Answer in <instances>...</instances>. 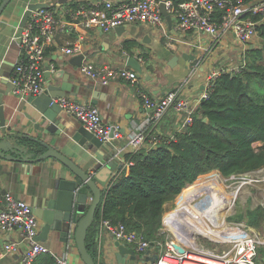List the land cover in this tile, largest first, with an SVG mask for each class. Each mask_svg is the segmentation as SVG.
Returning a JSON list of instances; mask_svg holds the SVG:
<instances>
[{
    "label": "crops",
    "instance_id": "crops-1",
    "mask_svg": "<svg viewBox=\"0 0 264 264\" xmlns=\"http://www.w3.org/2000/svg\"><path fill=\"white\" fill-rule=\"evenodd\" d=\"M95 1L97 0H66L65 2L9 0L0 14V93L6 124L15 125L13 128L16 131L27 132L29 135L48 141L51 146L86 170H92L99 164L98 157L107 162L113 161L115 169L111 171L107 183L104 187L98 184L104 189L113 175L127 166L125 155L133 150L129 144L131 134L142 128L146 130L148 126L146 121L150 111L143 106L139 91L159 97L181 85L183 94L196 101L205 90L208 77L213 71L239 70L244 61L246 48L263 47L264 53V39L258 34L245 43L230 31L217 36L193 29L182 31L176 28V18L172 15L169 21L164 16L163 27L147 22H130L108 31L96 27L83 29L78 25L69 29L68 23L65 24L71 19L69 10L78 2ZM112 1L120 3L124 0ZM244 1L246 5H253L264 0ZM30 2L52 6L56 17L63 22L56 30L53 41L45 46V59L42 63L44 89L39 95L44 94L50 84L56 86L67 84L66 93L62 96H72L89 102L93 100L94 102L91 103L98 107L102 120L119 127L121 135L111 140L115 150L97 149L96 154L95 147H90L87 140L83 142L81 139L80 142L79 138H75V133L83 125L59 106L57 117L64 125L60 133L52 136L33 128L31 118L36 117L38 120L42 112L33 103V96L21 99L13 93L10 81L20 55V39L16 36V32L22 14ZM261 19L264 21V17ZM80 36L83 44L80 52L66 53L61 49ZM83 60L95 66L125 67L135 71L136 77L134 79L121 77L102 83L91 79L80 70ZM52 65L55 66V70L51 69ZM137 65L141 67L140 70ZM57 70L61 72L58 76L55 74ZM6 88H8L7 93ZM181 118V113L169 111L156 126H153L155 132L172 133L173 130L180 128ZM23 124L26 127H23ZM3 131L4 127L0 126V132ZM102 166L104 164H101ZM64 168L65 166L54 158L29 164L16 159L0 158V185L3 191L13 193L32 206L44 194L56 193ZM90 200L91 193L86 208ZM172 202H166L165 208ZM260 204L264 206L263 202ZM38 220L37 236L42 225V221L39 218ZM262 221L264 223V217ZM98 222L90 240L100 264H143L159 252V248L154 244H150L144 253H139L131 243L119 241L125 246V251L121 252L117 244L118 240L108 232L100 231ZM251 226L254 228L257 225ZM8 241L19 242V251L4 254L3 245ZM40 241L48 246L53 256L67 253L71 264H84L73 240H70L69 247H65L64 242L56 234L49 232L47 238ZM25 245L26 241L19 229L8 231L0 229V264H20V254ZM127 247L135 251L130 252ZM256 260L259 264H264V244L259 246Z\"/></svg>",
    "mask_w": 264,
    "mask_h": 264
},
{
    "label": "built area",
    "instance_id": "built-area-1",
    "mask_svg": "<svg viewBox=\"0 0 264 264\" xmlns=\"http://www.w3.org/2000/svg\"><path fill=\"white\" fill-rule=\"evenodd\" d=\"M164 9L176 18V28L182 31L198 30L217 36L230 31L241 42H248L258 35L257 23L253 15L264 17V1L246 5L244 0H124L114 3L112 0L78 2L70 10L68 28L75 25L83 29L90 27L108 31L130 22H147L164 26ZM61 22L55 15L54 8L46 5L30 11L20 35V55L10 79L12 91L21 99L37 95L44 89L42 63L45 59V46L54 39V34ZM63 23V22H62ZM63 25V24H62ZM83 47L81 36L71 44L62 46L66 53L80 52ZM55 70V66H51ZM80 70L93 80L107 83L112 79H134L136 73L125 67L114 68L109 65L95 66L87 60L80 64ZM219 72L213 71L207 80L206 88L196 101L187 97L178 85L159 97L139 91L142 104L150 113L146 123L156 126L165 114L175 111L182 114L180 128L192 120L200 100L207 96L211 80ZM53 101L65 112L77 118L86 130L101 141H111L121 135L118 125L102 120L98 107L76 97L59 96ZM151 127V128H152ZM151 130V129H150ZM149 130V131H150ZM147 130L139 129L131 134L129 144L136 150L141 146L153 145L160 139L150 137ZM129 162L126 161V164ZM217 170V169H215ZM251 170L230 176L218 173L204 175L193 181V189L186 190V185L176 195L169 209L165 208L160 232L164 238L153 242L159 252L154 258L143 264H256L259 246L264 244V232L256 231L245 220L230 219V211L235 203L240 186L258 180ZM202 175V174H200ZM199 175V176H200ZM215 177L212 184L199 181ZM234 178L237 185L228 188L224 180ZM39 220L31 206L9 191H3L0 185V229L8 231L19 229L26 241L20 254V264H32L43 253H50L48 246L37 239ZM98 229L104 230L115 239L131 243L139 253H144L151 242L140 232L128 229L123 222L100 219ZM213 245L224 244L216 249ZM19 251V242L8 241L3 245V253ZM55 264H71L67 253L54 255Z\"/></svg>",
    "mask_w": 264,
    "mask_h": 264
},
{
    "label": "trees",
    "instance_id": "trees-1",
    "mask_svg": "<svg viewBox=\"0 0 264 264\" xmlns=\"http://www.w3.org/2000/svg\"><path fill=\"white\" fill-rule=\"evenodd\" d=\"M252 17L258 20L257 30L264 39V21L257 14ZM243 60L239 70L220 71L211 80L207 96L184 128L158 134L151 124L146 127V143L152 136L160 140L126 153V168L102 190L96 225L100 219L120 221L150 242L162 240L165 203L200 174L217 169L227 177L264 166L263 47L246 48ZM263 217L261 204L245 214L246 222L254 226ZM95 229L88 228L85 242L100 264L90 240ZM32 264H55V258L43 253Z\"/></svg>",
    "mask_w": 264,
    "mask_h": 264
},
{
    "label": "water",
    "instance_id": "water-1",
    "mask_svg": "<svg viewBox=\"0 0 264 264\" xmlns=\"http://www.w3.org/2000/svg\"><path fill=\"white\" fill-rule=\"evenodd\" d=\"M58 1L65 2L66 0ZM8 2L9 0H2L0 2V14ZM46 5V3H28L16 32L18 38L30 11ZM161 11L169 21L171 15L164 9L163 3L161 4ZM137 68L141 69L139 65H137ZM60 73L57 70L55 74L58 76ZM67 88V84L61 86L50 84L44 94L33 96V103L42 112L38 120L36 117L31 118L34 129L37 128L39 131L49 133L52 136L60 133L64 125L59 117H57L56 112L59 107L53 99L64 95ZM5 92H8V88H6ZM91 102L94 101L92 100ZM1 104L2 98L0 93V126L4 127V131L0 132L1 159H16L29 164L47 158H54L65 166L56 193L44 194L39 198L37 203L31 206L33 212L42 221L37 238L39 240L46 239L49 232H51L64 242L65 247H69L70 240H73L84 264H99L88 251L85 239L88 228L90 226L97 227L95 212L103 190L98 184L103 185V187L105 186L111 175V171L115 169V166H113L114 162H107L98 157L99 164L94 166L92 170L79 167L70 158L59 152L57 148L51 146L48 141L29 135L27 132H18L13 128L15 125L6 124ZM45 120H48V122H45ZM23 127H26V125L23 124ZM75 138H79L80 142L81 139L83 142L87 140L90 147H95L96 154L98 153L97 149L110 150L111 148L115 150L111 141H101L93 133L86 130L84 126L77 129ZM101 164H104V166L101 167ZM89 193H91V200L86 208ZM117 244L119 250L124 252L125 246L119 243V240ZM127 249L130 252L135 251L133 248L127 247Z\"/></svg>",
    "mask_w": 264,
    "mask_h": 264
},
{
    "label": "rangeland",
    "instance_id": "rangeland-1",
    "mask_svg": "<svg viewBox=\"0 0 264 264\" xmlns=\"http://www.w3.org/2000/svg\"><path fill=\"white\" fill-rule=\"evenodd\" d=\"M218 173L217 170H211L207 174H214ZM255 176H257L258 180H256L253 183H247L240 186L238 190V194L235 200V203L230 211V219L233 220H242L245 218L246 211L249 209H253L256 207L260 202L264 203V166L261 167L259 171L254 172ZM206 174H202L198 176L195 181L200 180ZM223 178V175H220ZM194 181V182H195ZM224 184L228 186V188L235 187L237 185L236 179L230 178L227 180H224ZM170 206H167L166 209H169ZM243 215V216H242ZM249 224V223H248ZM254 229L260 233L264 232V223H260L258 226L254 227ZM211 247H216V249H221L225 247L224 244H217L213 245L212 243H208ZM258 261L256 260V264ZM259 264V263H258Z\"/></svg>",
    "mask_w": 264,
    "mask_h": 264
},
{
    "label": "bare ground",
    "instance_id": "bare-ground-1",
    "mask_svg": "<svg viewBox=\"0 0 264 264\" xmlns=\"http://www.w3.org/2000/svg\"><path fill=\"white\" fill-rule=\"evenodd\" d=\"M212 182H216L215 177H210L208 179H204L202 181H199V183H201V184H208V183L212 184ZM185 189L186 190H191V189H193V187H192V185H188L187 187H185Z\"/></svg>",
    "mask_w": 264,
    "mask_h": 264
}]
</instances>
